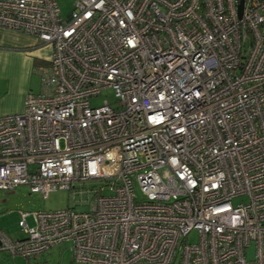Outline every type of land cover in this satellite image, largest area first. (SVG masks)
I'll list each match as a JSON object with an SVG mask.
<instances>
[{
    "label": "built area",
    "instance_id": "built-area-1",
    "mask_svg": "<svg viewBox=\"0 0 264 264\" xmlns=\"http://www.w3.org/2000/svg\"><path fill=\"white\" fill-rule=\"evenodd\" d=\"M239 3L74 0L63 18L56 0H0V27L51 47L40 91L0 115V190L83 205L20 211L0 250L264 264V0Z\"/></svg>",
    "mask_w": 264,
    "mask_h": 264
},
{
    "label": "rangeland",
    "instance_id": "rangeland-1",
    "mask_svg": "<svg viewBox=\"0 0 264 264\" xmlns=\"http://www.w3.org/2000/svg\"><path fill=\"white\" fill-rule=\"evenodd\" d=\"M74 0H56L60 14L64 18L72 8ZM17 87H28L31 93L40 91V75L32 70L30 77L23 76L22 72L16 80ZM108 101L114 99L112 90L107 88L102 94L90 98L91 105H100L103 99ZM71 190H55L46 197H42L39 192L30 191L28 185L21 184L12 190H0V232H4L11 238H20L23 236L21 228L18 225L20 211L33 212L36 210L60 209L65 207H83L79 204L80 197L76 195L73 199ZM244 201V199H233L234 203ZM32 215L27 216L28 223L31 222ZM29 224V225H30ZM33 224V223H32ZM31 224V225H32ZM196 234L192 232L188 241L195 242ZM70 243L63 242L53 246L49 250L39 253L35 256L25 258L21 255H12L9 251L0 250V264H79L73 261L70 253ZM178 258L174 264H177Z\"/></svg>",
    "mask_w": 264,
    "mask_h": 264
},
{
    "label": "crops",
    "instance_id": "crops-1",
    "mask_svg": "<svg viewBox=\"0 0 264 264\" xmlns=\"http://www.w3.org/2000/svg\"><path fill=\"white\" fill-rule=\"evenodd\" d=\"M50 53L51 47L39 45L32 35L0 27V115L22 110L29 91L16 86L19 72L29 78L33 69L48 63Z\"/></svg>",
    "mask_w": 264,
    "mask_h": 264
},
{
    "label": "water",
    "instance_id": "water-1",
    "mask_svg": "<svg viewBox=\"0 0 264 264\" xmlns=\"http://www.w3.org/2000/svg\"><path fill=\"white\" fill-rule=\"evenodd\" d=\"M238 10H239V15H240L241 10H242V0H240L239 6H238Z\"/></svg>",
    "mask_w": 264,
    "mask_h": 264
}]
</instances>
